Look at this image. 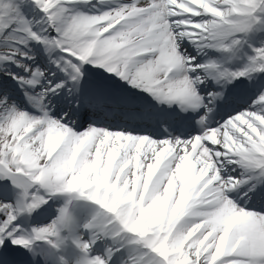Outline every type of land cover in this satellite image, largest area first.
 I'll use <instances>...</instances> for the list:
<instances>
[{"label": "snow or ice", "instance_id": "1", "mask_svg": "<svg viewBox=\"0 0 264 264\" xmlns=\"http://www.w3.org/2000/svg\"><path fill=\"white\" fill-rule=\"evenodd\" d=\"M0 264H264V0H0Z\"/></svg>", "mask_w": 264, "mask_h": 264}]
</instances>
